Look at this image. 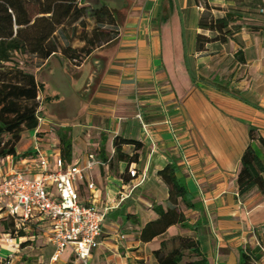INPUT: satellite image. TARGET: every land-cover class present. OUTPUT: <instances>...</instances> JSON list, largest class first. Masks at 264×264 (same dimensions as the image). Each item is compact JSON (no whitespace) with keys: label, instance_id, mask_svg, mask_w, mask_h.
Returning a JSON list of instances; mask_svg holds the SVG:
<instances>
[{"label":"crops","instance_id":"crops-1","mask_svg":"<svg viewBox=\"0 0 264 264\" xmlns=\"http://www.w3.org/2000/svg\"><path fill=\"white\" fill-rule=\"evenodd\" d=\"M163 1L138 5L130 0L122 9L118 42L101 46L80 66L71 65L76 77L88 69V78L78 90L81 100L75 122L70 125L43 110V121L33 130L35 144L25 153L29 158L50 157L55 164L61 143L54 133L62 124L72 129L70 163L111 158L109 166L95 165L78 183L83 201L101 207L115 204L88 264H161L155 251L177 236L198 240L212 264H243L242 250L248 249L257 256L254 264H264V193L254 189L240 196L237 182L251 129L264 137V39L259 42L252 36H264L260 0H208L216 17L228 12L240 17L227 41H211L203 49L196 42L197 34L204 33L198 25L201 1L168 0L163 10L171 15L161 14ZM238 52L244 61L237 58ZM51 59L38 70L43 72ZM45 94L51 100L59 96L47 87ZM117 137L141 142L140 147L122 146L128 156L138 154L136 161L116 158ZM19 143L15 155L0 159L5 173L15 165L12 160L25 154ZM254 145L264 158L259 141ZM169 164L177 165L196 205L189 208L181 203L193 227L172 225L143 241L142 229L158 217L154 205L170 204L169 187L159 175ZM23 166L22 161L15 165ZM129 168L137 170V177L129 175ZM89 182L95 184L93 189ZM121 193L127 196L119 203ZM54 250L46 233L33 225L24 237L0 241V264L9 256L11 264H83L72 247L56 261Z\"/></svg>","mask_w":264,"mask_h":264},{"label":"trees","instance_id":"trees-1","mask_svg":"<svg viewBox=\"0 0 264 264\" xmlns=\"http://www.w3.org/2000/svg\"><path fill=\"white\" fill-rule=\"evenodd\" d=\"M200 1V0H199ZM209 12L211 7L206 3ZM238 12H228L224 16L201 15L199 28L215 33L209 36L198 33L197 47L203 49L211 41H227L232 35L231 26L240 16ZM93 27L89 28V23ZM120 19L117 9L106 0H0V158L17 153V144L25 130H36L40 116L50 96L45 94L46 85L36 73L23 67L16 55H33L39 60V67L54 56H62L67 63L81 65L101 46H107L119 36ZM117 35V36H115ZM63 37L67 44L63 42ZM74 40L80 41L79 46ZM237 58L244 61L240 52ZM251 129V143L246 148L238 174L239 195L245 196L254 189L264 193V158L254 145L258 140L264 150V137L255 135ZM60 139L61 156L66 162L73 159V142L70 128L59 126L55 129ZM138 140L117 137L115 156L129 163L138 159V154L128 156L123 144ZM28 153L23 154V156ZM129 175H130V168ZM160 177L169 187V206L155 204L158 217L149 221L142 229L143 241H151L165 233L172 225L179 224L192 228L181 209V203L189 208L192 203L189 190L178 176V167L169 164L159 171ZM3 232L15 235L16 223L13 218H2ZM25 235L20 231L19 236ZM23 242L22 245H25ZM161 264H212L201 250L198 240L177 236L163 241L155 251ZM257 256L251 250H242L241 263L254 264Z\"/></svg>","mask_w":264,"mask_h":264},{"label":"built area","instance_id":"built-area-1","mask_svg":"<svg viewBox=\"0 0 264 264\" xmlns=\"http://www.w3.org/2000/svg\"><path fill=\"white\" fill-rule=\"evenodd\" d=\"M258 12L264 15V0H260ZM138 117L143 119L141 112ZM28 155L12 160L13 165L22 161L25 166L14 165L10 171L0 173V220L13 218L16 223V234L2 231L0 241L11 243L24 237L34 225L38 231L46 233L48 242L54 245L52 260H58L67 247H72L76 258L88 264L93 251L101 244L103 224L115 204L101 207L93 201H83L78 183L86 180L95 165L109 166L111 158L100 161L91 157L87 164L80 165L66 162L60 155L51 166L45 156L29 158ZM130 175L137 177V170L130 169ZM88 185L90 189L95 187L93 182ZM126 196L121 193L119 203ZM20 231L25 235L19 236ZM11 259L12 256L7 257L6 263L11 264Z\"/></svg>","mask_w":264,"mask_h":264},{"label":"rangeland","instance_id":"rangeland-1","mask_svg":"<svg viewBox=\"0 0 264 264\" xmlns=\"http://www.w3.org/2000/svg\"><path fill=\"white\" fill-rule=\"evenodd\" d=\"M93 1H95V0H93ZM106 1H109V4L113 8L117 9L118 16L120 19V23L125 16L124 11L122 9H124V7L126 5L129 6L131 2H136V4H138V5L145 3V0H131V2H130V0H106ZM198 1L199 0H197V2ZM200 1L201 2H199V3H201V5L203 7V10H199V12H201V15L209 14V13L213 14L212 12H209L207 10L206 3L210 4L209 1L208 0H200ZM168 5H169L168 0H164L161 3V8H162V9L160 8L161 14L164 15L165 13H168L169 15H171L170 11L167 10L165 12L163 10V7L168 6ZM211 6L214 7L215 5H211ZM251 26H254V25H251ZM92 27H93V22L91 21L89 23V28L91 29ZM120 32H121V28L118 30V33H120ZM203 32H204V34H206V33L210 34L209 36L215 35V33L210 32V31L207 32L204 30ZM253 35H255V38L253 37L254 40L257 39V41H259V42L264 39L263 35H259L257 33L252 34V36ZM115 36H117V35H115ZM115 38L116 39L114 40L113 43L118 42L119 36H117ZM63 42L67 44V41L64 37H63ZM80 44H81L80 41L74 40L75 46H79ZM16 59L26 69L39 72V78L42 82L45 83L46 87L49 90V93L59 95L58 98H53L51 100L52 97H50V99L48 101H46L44 110L47 111V114L51 115L55 119H65L66 121H68V123H70V125H72V123L75 122L74 119H76V117L78 116V112L80 109L81 97L79 96L78 90L85 83V81L88 78V69H86L84 71L83 75H81L80 77H76L75 75H73L71 73V69H70L71 64L67 63L66 60L62 56L52 57L50 65L47 68H45V70L43 72L41 70L40 71L38 70L39 60L37 59V57H35L33 55H19L18 54V55H16ZM75 66H77V65L72 64V68ZM229 72H231V68L228 69V73ZM70 132H72L71 128H70ZM54 134H56V133H54ZM35 139L36 138H35L33 130H25L23 132L22 138H21L20 143L18 145L19 149L23 153L29 151L31 149V147L34 146L35 141H36ZM74 140H75V137H74ZM46 141L50 142V139H46ZM48 159H50V157ZM50 162H51V166H52L54 163L51 160H50ZM55 167L57 168V166H55ZM4 168H5L4 163H2V165H0V173L1 174L5 173ZM0 232H2L1 225H0ZM3 261L5 264L6 260H3Z\"/></svg>","mask_w":264,"mask_h":264}]
</instances>
